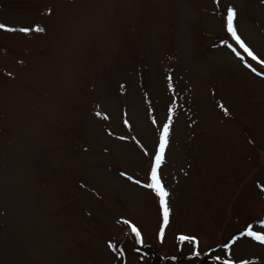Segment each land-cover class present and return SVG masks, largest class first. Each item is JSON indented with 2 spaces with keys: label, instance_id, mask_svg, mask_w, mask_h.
I'll return each mask as SVG.
<instances>
[{
  "label": "rangeland",
  "instance_id": "374dc122",
  "mask_svg": "<svg viewBox=\"0 0 264 264\" xmlns=\"http://www.w3.org/2000/svg\"><path fill=\"white\" fill-rule=\"evenodd\" d=\"M228 8L264 61V0H0V24L43 29L0 31V264H264L242 235L264 234V68ZM169 113L161 243L139 185Z\"/></svg>",
  "mask_w": 264,
  "mask_h": 264
},
{
  "label": "snow or ice",
  "instance_id": "6c2138e0",
  "mask_svg": "<svg viewBox=\"0 0 264 264\" xmlns=\"http://www.w3.org/2000/svg\"><path fill=\"white\" fill-rule=\"evenodd\" d=\"M215 3L218 5L219 0H215ZM236 20H237V12L232 8H228L224 16V24H223V28L226 34L225 39L230 37L231 40L235 42V45H238L239 48L243 50V53L247 54V57L251 61H254L255 64L259 65L261 68H264V61L257 58V56L246 46V44L243 42V40L238 35L237 28L235 26ZM0 31H3L5 33L20 32L26 36V35H29L30 32L40 33L43 31V29L41 28H34V29L19 28L17 29V28L7 27V26H4L3 24H0ZM224 47L228 48L231 52H233L237 56L238 59L240 60L244 59V56L241 55L237 51L236 47L232 46L231 44H227V43L224 45ZM245 67L248 68L249 66L245 64ZM249 70L254 71L251 68H249ZM255 75L260 76V73L255 72ZM261 78H264V77H261ZM222 111H225V114H227L226 110H224L223 107H222ZM101 119L107 120L108 117L102 116ZM152 123L155 125L156 120L153 119ZM125 127H129L126 121H125ZM171 127H172L171 113H169L167 122L163 125L162 129L160 130L158 147L156 148L154 155L149 158L150 168H149V174L147 176L146 182L139 185L142 188L149 189L158 198L159 208H160L161 216H162V227L159 232V238H160L161 243H163L164 241V230L169 226L170 216H171V211H170L169 202H168L169 193L165 190V187L162 183V178L160 175V169L162 165L165 163V153L169 145V136H170ZM109 135H111V133ZM141 151L143 152L144 156H149L148 151L145 150L143 147H141ZM132 182L139 183V181H135V180ZM260 191L264 192V187H261ZM122 223L126 224L128 228L131 229L132 233L136 237L137 242L142 244L143 241H142L141 233L127 220L123 221ZM258 227L259 229L264 230V223L259 224ZM242 235L243 237L249 238L251 241H255L256 243L260 245H264V234H260L257 231H254L251 226H246V229L243 231ZM177 239L182 244L193 245V246H196V248L199 247V241L195 237L180 235L177 237ZM240 239H241L240 236H237L234 239H231L230 242L226 243L224 251L231 249L232 246L237 244V241ZM108 247L113 250H115L116 248V246L113 244H109ZM189 251H191V249ZM217 251L218 250L213 248V252H217ZM205 253L209 254L207 253V250H205ZM200 254L201 253L197 251L195 253V256L198 258ZM219 255L222 257L223 253L221 252L219 253ZM189 259H192L191 255L189 256ZM217 264H231V261L228 258H220Z\"/></svg>",
  "mask_w": 264,
  "mask_h": 264
}]
</instances>
